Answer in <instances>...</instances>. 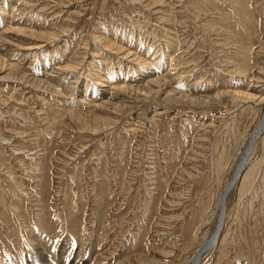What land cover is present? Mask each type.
I'll return each instance as SVG.
<instances>
[{"label": "rangeland", "instance_id": "obj_1", "mask_svg": "<svg viewBox=\"0 0 264 264\" xmlns=\"http://www.w3.org/2000/svg\"><path fill=\"white\" fill-rule=\"evenodd\" d=\"M0 58V264H185L264 116V0H0ZM256 141L200 264H264Z\"/></svg>", "mask_w": 264, "mask_h": 264}, {"label": "bare ground", "instance_id": "obj_2", "mask_svg": "<svg viewBox=\"0 0 264 264\" xmlns=\"http://www.w3.org/2000/svg\"><path fill=\"white\" fill-rule=\"evenodd\" d=\"M0 59H3V58H0ZM5 63L4 64L1 63V60H0V65L7 66V65H5ZM122 81H124L123 78H122ZM153 81H155L157 84L162 83V80L161 79L160 80H153ZM143 90L145 92H152L154 89H152L151 86H150V83H148V84L145 85V88ZM173 91L174 90H172V92ZM106 121H107V119H104L103 122L106 123ZM255 131L257 133H259L261 131L260 132L261 134H259V136L256 137V139H255V141L253 143V146H252V151H251V153L246 158H245V153L244 152H245V150L247 148V144L249 142V139H250V136H251L252 133L250 135H248L247 137H245L242 140V147H239V148H241V150H239L241 152V154H239V157H238L239 160L236 161L237 164L235 165V168L233 170V173H232L231 177L228 178L226 184L224 185L223 189L221 190L220 195L218 196L217 205H216V207H215V209L213 211V214L205 222V225H204V227L206 228L205 236H204L203 240L201 241V243L198 245L197 249L194 251V253L190 256L189 259H187V262L185 264H200V261H201L202 257L205 256L207 253H210L212 251V249L218 247L219 243L222 242L221 241L222 240V235H223V232H224L225 227H226V224H227L226 223V218H227V215H228L229 212H228V207H227V201H226V204L224 205V208L220 207L221 194H222V192L224 190H226L225 187L228 185V183L235 177V175H236L237 170L239 169V167L241 165H243V170L244 171L242 170V172L238 176V179L236 180V184H235V188H234L236 190H239V194H240L239 197H242V195L244 193V190L246 189L245 187H246L247 181H249V179H251V177H252V175L250 173L252 169L250 170V172H248V171L245 172L246 171V167H249L250 166L249 162L251 160V155H253L252 154L254 152L253 150H255V145H256V142H257L256 140L259 139V137H261L264 134V116H262V120L259 123V125L257 126V128H256ZM0 139L3 142H6L7 141V139L4 138L3 135H0ZM243 153H244V155H242ZM263 184H264V172H263ZM231 193H232V191H231ZM223 209H224V211H223ZM217 216L219 217V219H218V226L216 225V227L214 228V230L211 233H208V231H209L208 228L210 226L211 221H213V218L214 217L216 219ZM218 230H219V234L216 236V234L218 233ZM224 235H226V234L224 233ZM41 256H42V260H43L44 263H48L49 262V260L47 259L46 255L44 256V253H42Z\"/></svg>", "mask_w": 264, "mask_h": 264}, {"label": "water", "instance_id": "obj_3", "mask_svg": "<svg viewBox=\"0 0 264 264\" xmlns=\"http://www.w3.org/2000/svg\"><path fill=\"white\" fill-rule=\"evenodd\" d=\"M261 132V131H260ZM257 133L255 130L252 132L251 136H250V139H249V142L247 144V148L245 150V158L251 153L252 151V146H253V143L256 139V137L259 136V134L261 133ZM243 170V165H241L239 167V169L237 170V173L235 175V177L228 183V185L225 187L226 190H224L221 194V198H220V207L224 208V205L226 204V201L228 199V196L230 195L231 191L234 190L235 188V184H236V180L238 179V176L240 175V173L242 172ZM224 211V209H223ZM219 234V230H218V233L216 234V236ZM208 245V244H207Z\"/></svg>", "mask_w": 264, "mask_h": 264}]
</instances>
